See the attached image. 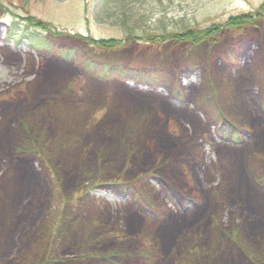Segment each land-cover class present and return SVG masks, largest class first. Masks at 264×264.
<instances>
[{
  "label": "rangeland",
  "instance_id": "374dc122",
  "mask_svg": "<svg viewBox=\"0 0 264 264\" xmlns=\"http://www.w3.org/2000/svg\"><path fill=\"white\" fill-rule=\"evenodd\" d=\"M104 1L0 0V264H144L133 253L150 249L154 264H264V164L250 159L264 150V23L211 46L169 38L264 0H125L98 24ZM26 18L54 43L169 81L85 75L74 57L16 42L10 25ZM215 117L240 144L217 137Z\"/></svg>",
  "mask_w": 264,
  "mask_h": 264
},
{
  "label": "trees",
  "instance_id": "16d2710c",
  "mask_svg": "<svg viewBox=\"0 0 264 264\" xmlns=\"http://www.w3.org/2000/svg\"><path fill=\"white\" fill-rule=\"evenodd\" d=\"M126 2L127 1H125V0H115L114 2H111L113 4V9L116 10V12L115 11L112 12L111 9L109 8L107 0H105L103 3V6H101L99 9L98 15L96 14V17H95L96 23H98V24L102 23L103 22L102 18H107L108 20H112L111 18H115L116 19L115 22L117 20H119L120 16H122V13H121L122 10H124V9L127 10V8L128 9L130 8V3L125 4ZM99 13L102 15H99ZM262 13H264V9H263V11H259L257 14H247V15H244L243 17L239 18V19L229 18L227 20V22L221 26L212 25L211 27H209L208 29H205L203 31H194V30L187 29V30H184V32L181 31L179 33H175L174 35H172L169 38L174 39L176 41L180 40V41L186 42L190 45H195V44L199 45L200 43L207 42V41H212L213 43H219L222 40V37H223L225 32H232V33L239 35V34L244 33L247 29L256 28L259 25V23H264V14H262ZM22 22L26 23L27 27L24 28L25 33H23V31L21 32L19 29H16L14 31L15 33H13V35L15 37H17L19 35L17 37L16 42H18V41L20 42L24 39L30 45H37L39 48L41 47V45H43L47 50H49V51L53 50L51 45L54 44V42L51 41L50 38L46 39L45 37H40V36L36 37L33 32L28 34V37L26 36V32L28 31L29 27L34 29V30L46 32L45 28L40 23H35L31 19H25ZM23 36H26V37L24 38ZM110 43L112 44V41L108 42V44H110ZM54 53H56L60 56V57H58L59 60H62L65 62L66 61L68 62L69 58L74 57L73 60L75 59V60L79 61L78 66H80L81 70H83L84 65L89 62V60L87 58L81 59V56H80V54H78L79 53L78 51L77 52L69 51L66 53V55H64L65 53H64L63 49H61V51H59V52L54 51ZM161 77H162V73H157V80H160ZM147 81H148V79H147ZM150 86H155V85H150ZM221 137L223 138L224 142L234 143L236 145L240 144V142H241L239 131L237 128H235L233 126L227 127L224 131H222ZM20 152H22L24 154H28L29 151H20ZM250 159H252L255 162L262 161L264 164V150L260 153V155L259 154L257 155L255 153L251 154ZM256 173H260L259 170L256 171ZM255 183H256L257 187H260V189H262L261 187L263 186V183H264V176H262V178L255 179ZM177 225H178V227H176L170 234H167V236L165 237L167 250L171 249L170 248L171 242L180 234L181 229H178V228H185L186 227V225L184 223L183 224H177ZM211 229L213 231L215 230L213 222L211 225ZM175 232H177V234L173 235ZM220 234L225 240H227V238L230 239L229 244H231L232 247H234L236 245L234 240H233L232 234H228V232L226 230H221ZM169 238H172V239L169 242L170 244L168 245ZM237 248H238V246H237ZM239 251H240L239 252L240 257H244L243 260H246V257L242 254L240 249H239ZM133 255L137 259H142L144 264H154L153 262H156L154 260V256H156V254L152 251V249H150V251L149 250H146V251L140 250L138 252L135 251L133 253ZM161 261H162V257H160V258L157 257V264H160ZM102 262L106 263V264H115L114 262L111 261V258H108V257L102 258Z\"/></svg>",
  "mask_w": 264,
  "mask_h": 264
},
{
  "label": "bare ground",
  "instance_id": "6f19581e",
  "mask_svg": "<svg viewBox=\"0 0 264 264\" xmlns=\"http://www.w3.org/2000/svg\"><path fill=\"white\" fill-rule=\"evenodd\" d=\"M201 218H202V216H198V217H196L195 222L199 221ZM0 232H1V231H0ZM177 232H178V231H177ZM177 232H175L173 235L177 234ZM2 238H3V235L0 233V239H2ZM171 239H172V238H169V240H168V245L170 244L169 242L171 241Z\"/></svg>",
  "mask_w": 264,
  "mask_h": 264
},
{
  "label": "flooded vegetation",
  "instance_id": "af4514ba",
  "mask_svg": "<svg viewBox=\"0 0 264 264\" xmlns=\"http://www.w3.org/2000/svg\"><path fill=\"white\" fill-rule=\"evenodd\" d=\"M237 50H238V48L236 47V52H237ZM236 54H237V53H236ZM235 59H236L235 57L231 58V62L236 61ZM217 119H218V118H217ZM218 122H219V119H218Z\"/></svg>",
  "mask_w": 264,
  "mask_h": 264
}]
</instances>
